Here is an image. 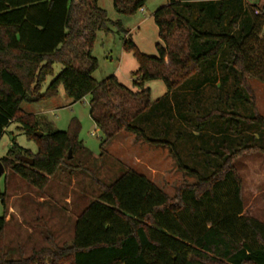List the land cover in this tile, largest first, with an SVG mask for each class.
Masks as SVG:
<instances>
[{"label":"trees","instance_id":"1","mask_svg":"<svg viewBox=\"0 0 264 264\" xmlns=\"http://www.w3.org/2000/svg\"><path fill=\"white\" fill-rule=\"evenodd\" d=\"M99 1L0 0V140L18 123L39 146L37 154L24 155L33 166L15 160L13 148L0 167L44 190L60 172L72 175L97 160L80 142L77 122L70 133L45 135L21 108L56 97L63 86L75 102L91 96V116L104 135L100 158L119 134L128 133L167 149L195 183L170 197L133 169H122L112 182L95 178L100 196L78 215L72 242L60 246L50 236L51 247L28 257L5 243V193L0 264H264V224L243 213V183L234 166L243 155L264 153V117L248 84L264 83V6L169 0L154 15L159 57L136 53L142 78L134 93L116 77L102 83L93 78L96 33L111 31ZM147 1L114 0V8L133 15ZM83 38L86 49L80 48ZM134 49L125 43V50ZM59 64L64 67L55 76ZM49 77L54 80L44 91ZM155 80L164 82L167 94L153 102L144 84ZM69 152L78 154L77 163ZM190 153L199 169L184 164Z\"/></svg>","mask_w":264,"mask_h":264},{"label":"rangeland","instance_id":"2","mask_svg":"<svg viewBox=\"0 0 264 264\" xmlns=\"http://www.w3.org/2000/svg\"><path fill=\"white\" fill-rule=\"evenodd\" d=\"M247 1L251 5L264 6V0ZM168 3L169 0H148L135 14L121 15L114 8V0L98 2L99 7L108 14L111 31L96 33L92 51V57L98 62V68L93 74L96 82L102 83L116 77L131 92L140 91L134 85V82L142 78L136 53L151 58L159 57L157 45L161 40L154 15ZM126 42H132L135 49L125 50ZM79 44L81 49L87 48L84 38L79 40ZM169 63L170 59L166 58V64ZM63 67L55 65V76L60 74ZM53 80L54 77L47 79L44 91ZM248 84L255 97L257 111L264 117V83L249 79ZM144 88L151 90L153 102L167 94V87L160 80L145 82ZM90 100L89 95L75 102L61 86L56 97L35 103L24 102L21 106L26 114L36 118L41 134L70 133L74 131L77 122L80 142L97 159L91 161L87 169H78L72 175L60 172L51 178L44 190L29 186L18 176L9 177L3 170L0 177V216L4 215L3 195L8 193L5 243L21 250L24 257L51 247V242L46 239L50 236L60 246L72 242L78 215L90 201L100 196L95 178L112 182L121 174L122 169H133L145 174L170 197H174L180 187L195 183L194 178L178 169L167 149L149 146L128 133L119 134L104 148L107 155L100 158L104 135L91 116ZM136 125L141 126L138 122ZM13 148L16 152L15 160H20V154L35 155L39 150L38 143L30 140L18 123H12L6 128L0 140V159L8 157ZM73 158H76L75 163L80 159L78 154L71 152ZM185 159L186 166L200 168L195 154H186ZM234 166L243 183V213L264 224V153L243 155L235 161ZM203 174L205 176L209 172Z\"/></svg>","mask_w":264,"mask_h":264},{"label":"water","instance_id":"3","mask_svg":"<svg viewBox=\"0 0 264 264\" xmlns=\"http://www.w3.org/2000/svg\"><path fill=\"white\" fill-rule=\"evenodd\" d=\"M38 137H41V134H37ZM69 158H71V152H70V156ZM20 162L26 165H30L33 166L34 165V160L29 158V157H25V156H21L20 157ZM3 174V169L2 167H0V176Z\"/></svg>","mask_w":264,"mask_h":264},{"label":"built area","instance_id":"4","mask_svg":"<svg viewBox=\"0 0 264 264\" xmlns=\"http://www.w3.org/2000/svg\"><path fill=\"white\" fill-rule=\"evenodd\" d=\"M256 14H259V11L258 10H256V12H255Z\"/></svg>","mask_w":264,"mask_h":264},{"label":"crops","instance_id":"5","mask_svg":"<svg viewBox=\"0 0 264 264\" xmlns=\"http://www.w3.org/2000/svg\"><path fill=\"white\" fill-rule=\"evenodd\" d=\"M248 2V1H247ZM140 173V172H139ZM140 174H142V175H144V176H146L145 174H143V173H140Z\"/></svg>","mask_w":264,"mask_h":264}]
</instances>
